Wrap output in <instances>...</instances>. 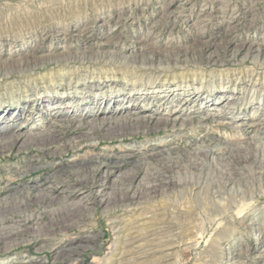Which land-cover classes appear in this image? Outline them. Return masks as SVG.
<instances>
[{"label":"rangeland","instance_id":"obj_1","mask_svg":"<svg viewBox=\"0 0 264 264\" xmlns=\"http://www.w3.org/2000/svg\"><path fill=\"white\" fill-rule=\"evenodd\" d=\"M249 45L264 0H0V264H264Z\"/></svg>","mask_w":264,"mask_h":264},{"label":"bare ground","instance_id":"obj_2","mask_svg":"<svg viewBox=\"0 0 264 264\" xmlns=\"http://www.w3.org/2000/svg\"><path fill=\"white\" fill-rule=\"evenodd\" d=\"M195 44H197V45H201L202 46V43L201 42H197V43H195ZM230 44V43H229ZM229 44H227V47L229 48ZM204 46H206L207 48H211V47H213V45H211V44H204ZM242 50H245L246 51V53L247 54H252V53H255V54H257V56H264V49H261V48H259V49H256L253 45H249V46H243V48H241ZM131 114H134V115H137V114H139V113H137L136 111L135 112H133V113H131ZM136 119H139V118H136ZM128 121H129V119L127 118L126 119V123H128ZM53 133L52 132H47L45 135H43V136H41V139L43 140V141H45V140H49V139H51V135H52ZM28 138V137H27ZM30 140H32L31 138H28L27 139V142H29ZM19 142H20V139H19V137H17V136H14V140L11 142V145H13V146H16V145H18L19 144ZM22 147H24V146H22ZM25 148V147H24ZM46 156H48V155H46ZM53 156V155H52ZM126 159L127 158H125V159H121L120 161H118V162H116V163H114V167H120L121 166V162H124V161H126ZM44 167V166H43ZM40 169H42V168H40ZM42 199H45V197H42ZM46 199H49V197H47ZM83 201H84V199H83ZM83 201H78L77 203H75V205H79V207H80V205H83L84 203H83ZM167 229V228H166ZM92 240H95V239H93L92 238ZM128 240V239H127ZM133 240V239H132ZM64 256H65V258L67 257V258H71L72 256H73V254H75V252H74V250L71 248V249H69L68 248V250H65L64 251ZM261 258V257H260ZM169 263V262H168Z\"/></svg>","mask_w":264,"mask_h":264}]
</instances>
